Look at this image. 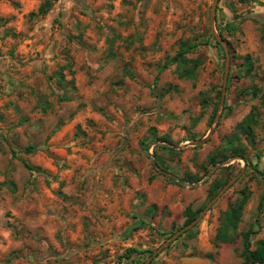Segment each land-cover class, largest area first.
<instances>
[{"label":"rangeland","instance_id":"obj_1","mask_svg":"<svg viewBox=\"0 0 264 264\" xmlns=\"http://www.w3.org/2000/svg\"><path fill=\"white\" fill-rule=\"evenodd\" d=\"M44 1L0 0V264H241L215 233L245 190L264 240V5Z\"/></svg>","mask_w":264,"mask_h":264},{"label":"trees","instance_id":"obj_2","mask_svg":"<svg viewBox=\"0 0 264 264\" xmlns=\"http://www.w3.org/2000/svg\"><path fill=\"white\" fill-rule=\"evenodd\" d=\"M51 4L52 2L50 0H45L43 3H41L38 6L37 14L40 15L46 14L50 9ZM183 52L184 51H181L179 55H181ZM175 59L176 57H174L172 60ZM246 127L249 130V127L248 126ZM161 139L162 141L168 140L166 136L161 137ZM30 148L31 147H28V149ZM232 154L244 157V159L249 163L247 158L242 153L235 151ZM155 156L158 164H161L159 159H157L158 157L156 154ZM26 167L28 169L34 168L30 164H26ZM240 194L241 196L235 199L233 202H231L227 206V208L223 211L220 224L216 229L215 239L219 243H232L236 240L238 236H240L243 243V250L241 252L243 261L241 264H264V240H258L255 246L252 248L250 242V235L252 234V231L249 229L244 232H238L239 222L241 221L243 209L248 199V194L245 192V190L240 191ZM201 209L202 208L192 210L191 208L187 207L184 212L185 215L184 225H188L193 220H195ZM136 251L137 250L135 248L129 247L126 249L123 255L118 257V259L121 260L122 258H129Z\"/></svg>","mask_w":264,"mask_h":264},{"label":"water","instance_id":"obj_3","mask_svg":"<svg viewBox=\"0 0 264 264\" xmlns=\"http://www.w3.org/2000/svg\"><path fill=\"white\" fill-rule=\"evenodd\" d=\"M255 1H257V2H259V3H261V4L264 5V0H255ZM151 156L153 157V154H151ZM155 166H156L159 170L163 171V170L160 169L156 164H155ZM194 221H195V220H193L188 226H190L191 224H193ZM188 226H187V227H188Z\"/></svg>","mask_w":264,"mask_h":264}]
</instances>
